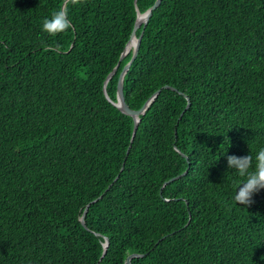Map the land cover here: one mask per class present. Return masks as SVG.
<instances>
[{
  "label": "trees",
  "instance_id": "trees-1",
  "mask_svg": "<svg viewBox=\"0 0 264 264\" xmlns=\"http://www.w3.org/2000/svg\"><path fill=\"white\" fill-rule=\"evenodd\" d=\"M155 1L0 0V264H264V189L236 203L226 160L264 147V0H161L123 77L134 111L161 89L132 137L119 59Z\"/></svg>",
  "mask_w": 264,
  "mask_h": 264
},
{
  "label": "clouds",
  "instance_id": "clouds-1",
  "mask_svg": "<svg viewBox=\"0 0 264 264\" xmlns=\"http://www.w3.org/2000/svg\"><path fill=\"white\" fill-rule=\"evenodd\" d=\"M72 4L80 3V0H71ZM72 27L68 12L61 6L54 10L50 17L44 18L42 30L49 35L55 36L65 32ZM227 167L234 169L239 177H242L236 187L234 201L246 207L251 206L254 194L264 189V147H261L253 156L227 155Z\"/></svg>",
  "mask_w": 264,
  "mask_h": 264
},
{
  "label": "water",
  "instance_id": "water-1",
  "mask_svg": "<svg viewBox=\"0 0 264 264\" xmlns=\"http://www.w3.org/2000/svg\"><path fill=\"white\" fill-rule=\"evenodd\" d=\"M161 0H156L154 2V4L144 13V14H138L137 15V18L135 20V23H134V26H133V29H132V32H131V35H130V38L125 46V49L124 51L122 52L121 56H120V60H122L126 54L128 53L127 52V46L130 42H132L133 40H135L134 44H133V47H132V56H131V59L129 60V62L123 67L120 75H119V78H118V82H117V87H116V103H112L122 114L124 115H127L129 117L132 118L133 120V133H132V137L135 135V132H136V129H137V126H138V123H139V116L143 115L145 110L147 109V107L149 106V104L151 103V101L160 93L161 89L157 90L152 96L151 98H149L144 104L143 106L139 109V110H131L129 109V107L127 106V104L125 103V100H124V97H123V77L125 75V73L127 72V70L129 69L131 63L133 62V60L135 59L136 55H137V52H138V49H139V45H140V40H141V35L139 37H136V31L137 29L143 25L145 26V24L147 23L149 17L151 16L152 14V11L155 10L159 4H160ZM116 68L117 66L112 70V72L107 76L105 82H104V89H105V85L107 83V81L113 76V74L115 73L116 71ZM162 89H171V90H174L168 86H163ZM189 106V101L187 99V105L185 107V110L188 108ZM186 172L176 176V177H173L171 179H169L167 182H165V184H168V183H171L177 179H179L180 177H182L183 175H185ZM87 209H85L86 211ZM85 211H84V214H85ZM81 221V224L84 225V221H83V217H81L80 219ZM107 247V240L105 241V244H104V248ZM105 253V252H104ZM103 253V255H104ZM137 255H130L126 262L129 264V261L131 258L135 257Z\"/></svg>",
  "mask_w": 264,
  "mask_h": 264
},
{
  "label": "bare ground",
  "instance_id": "bare-ground-1",
  "mask_svg": "<svg viewBox=\"0 0 264 264\" xmlns=\"http://www.w3.org/2000/svg\"><path fill=\"white\" fill-rule=\"evenodd\" d=\"M134 42H135V40H133L132 42H130V43L128 44L127 49H126L127 52H129L130 49H132Z\"/></svg>",
  "mask_w": 264,
  "mask_h": 264
}]
</instances>
